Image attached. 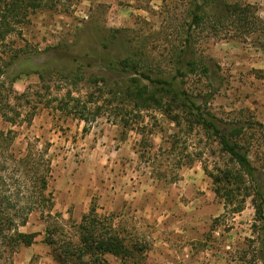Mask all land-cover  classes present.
Wrapping results in <instances>:
<instances>
[{
    "label": "rangeland",
    "instance_id": "374dc122",
    "mask_svg": "<svg viewBox=\"0 0 264 264\" xmlns=\"http://www.w3.org/2000/svg\"><path fill=\"white\" fill-rule=\"evenodd\" d=\"M233 1L251 4L264 18V0ZM53 2L57 7L31 12L0 41V104H9V116L15 120L12 125L0 116V130L16 133L8 151L9 170L3 173L10 178L8 183L23 180L16 162L27 153L28 144L39 150L48 145L53 212L60 213L68 226L79 223L92 204L100 208L99 213L116 216L130 255L123 259L107 255L104 264H246L253 260L255 210L250 199L241 214L221 226L213 224L224 210L204 169L225 167L228 160L203 132L179 130L159 113H147L152 151L160 154L157 164L135 153L141 136L130 133L122 142L120 129L108 116L84 131L88 127L84 122L39 105L45 97L63 96L73 88L57 73L73 72L78 64L86 65L87 77L102 75L103 59L133 55L149 69L151 64L170 72L171 51L181 39L177 28L185 22L188 0ZM5 4L0 0V12ZM195 44L197 56L211 67L213 81L190 77L186 88L212 92V113L246 126L250 159L264 182V46L214 37L197 38ZM38 70L48 72L50 92L42 89ZM14 78L18 79L13 82ZM76 87L75 96L89 90L85 82ZM22 94L26 97H19ZM174 135L179 143L168 166L184 162L186 154L195 161L176 171L177 182L164 183L152 174L158 166L167 167L162 160ZM45 228L40 213H33L21 231L39 236L34 245L19 250L14 264H60L45 243Z\"/></svg>",
    "mask_w": 264,
    "mask_h": 264
},
{
    "label": "trees",
    "instance_id": "16d2710c",
    "mask_svg": "<svg viewBox=\"0 0 264 264\" xmlns=\"http://www.w3.org/2000/svg\"><path fill=\"white\" fill-rule=\"evenodd\" d=\"M3 1L6 4L0 12V41L5 40L14 26L27 19L31 12L57 7L53 0ZM186 12L185 22L177 28L181 39L172 48L170 72L154 69L151 64L149 69L133 55L116 61L103 59L100 61L104 70L102 75L87 77L83 71L86 65L78 64L75 71L59 72L57 76L63 81H70L74 91L81 82H85L89 90L84 95L76 92L75 96L70 89L63 96L45 97L39 105L84 122L88 126L84 131L99 118L108 116L111 123L120 129L122 142L130 133L141 136L140 142L135 145V153L140 159L153 158L157 164L161 162L158 160L160 154L152 151L150 136L153 130L146 122L147 113H159L179 130L184 127L190 133L203 132L219 146L221 154L228 160L225 167L204 169L224 210L213 224L221 226L225 220L241 214L250 199L255 210L252 226L255 238L252 242L256 250L253 260L246 264H264V182L250 159L251 146L246 144V126L216 117L210 108L214 97L212 92L201 89L194 93L186 88L190 77L213 81L211 67L197 56V38L236 39L264 46V18L257 15L251 4L233 0H188ZM46 73L45 70L36 72L43 84L42 89L47 93L52 87L46 82ZM17 79L14 78L13 82ZM19 97H26V94ZM9 108V104H0V116L14 125ZM15 139L16 133L12 130H0V264H14V258L22 247H31L36 243L39 233L21 231L35 212L40 213L45 223V243L56 252V260L60 264H104L107 255L121 259L128 257L130 250L115 223L114 214L99 213L100 208L92 204L79 223L68 226L60 213L53 212L54 199L49 191L52 159L48 155V145L39 150L35 144H28L27 153L16 162V171L21 173L23 180L8 183L10 178L3 173L9 170L7 162L12 156L8 151ZM173 139L170 150L166 151L167 158L162 160L167 162V167L162 170L158 166L155 168L157 173L152 174L164 183L168 180L177 182L176 171L193 165L195 161L193 156L186 154L184 162L181 160L169 167L179 143L176 135ZM11 187H14L13 191Z\"/></svg>",
    "mask_w": 264,
    "mask_h": 264
}]
</instances>
